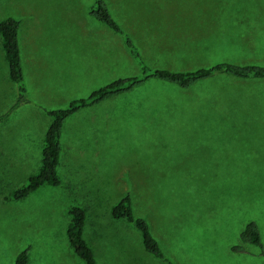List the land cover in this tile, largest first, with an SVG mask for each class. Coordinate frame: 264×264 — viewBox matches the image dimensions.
I'll return each instance as SVG.
<instances>
[{"label": "rangeland", "instance_id": "rangeland-1", "mask_svg": "<svg viewBox=\"0 0 264 264\" xmlns=\"http://www.w3.org/2000/svg\"><path fill=\"white\" fill-rule=\"evenodd\" d=\"M96 1L0 0V20L21 21L23 58L39 65L37 56L55 67L43 77L49 90H71L74 83L77 92L65 101L88 96L94 89L87 79L97 89L101 79L108 83L141 72L122 34L90 15ZM104 1L152 67L264 64V0ZM67 61L80 68L73 77L62 70ZM108 63L110 68L101 67ZM89 69L93 76H87ZM14 89L0 46V114L14 101ZM49 122L33 104L1 126L15 133L0 136V264H14L28 246L33 263L85 264L68 238L70 207L88 209L90 221L91 208L108 207L111 215L112 205L128 191L135 215L150 222L176 264H264L259 246L248 245L249 253L231 250L251 220L258 222L264 242V79L216 76L189 89L152 80L84 110L63 130L58 169L63 184L45 185L24 200L8 199L37 169ZM26 131L36 136L37 146L21 151L29 145L19 139ZM93 198H105L110 206ZM112 229L104 224V232ZM85 236L94 245L87 224ZM120 240L133 246L114 263L101 261L96 250L98 264H132L140 242Z\"/></svg>", "mask_w": 264, "mask_h": 264}, {"label": "trees", "instance_id": "trees-1", "mask_svg": "<svg viewBox=\"0 0 264 264\" xmlns=\"http://www.w3.org/2000/svg\"><path fill=\"white\" fill-rule=\"evenodd\" d=\"M89 13L99 22L106 24L115 32L122 34L129 52L140 65L141 72L137 75L116 78L95 89L88 96L75 98L65 106L54 108L40 106L32 100L29 94L20 43L21 21L14 16H8L0 20V46L8 65L9 80L14 84L15 88L14 101L12 100L8 109L0 114V136L6 137L7 132L15 133L14 130L1 126L10 114L18 110L23 111L29 105H38L50 117L49 125L39 145L40 161L37 169L25 181L10 191L7 196L8 199L24 200L45 185L59 187L63 184L58 170L63 150V130L69 117L80 111L101 106L121 95L132 93L152 80L164 81L189 89L202 80L216 76L244 80L264 79V64L260 63L221 61L208 67L202 66L196 69L185 70L152 67L145 61L134 39L126 33L104 0H97ZM19 139L29 141V145L24 143V148L21 151H30L33 146L32 144L37 146V138L32 132L26 131L22 133L19 135ZM10 141H13L12 138H10ZM69 212L72 215L67 227L70 245L76 255L85 264H98L94 250L85 236L87 209L76 204L70 207ZM110 212L113 218L126 221L140 233L146 250L156 259L165 264H176L164 251L159 239L153 234L150 222L144 217L135 215L132 193L130 191L125 193V195L112 205ZM248 245L259 246L261 248L260 254L264 255V242L261 229L255 220H251L246 224L241 232V243L233 245L231 250L234 253H249ZM29 258L30 246L23 249L17 255L14 264H28Z\"/></svg>", "mask_w": 264, "mask_h": 264}, {"label": "crops", "instance_id": "crops-1", "mask_svg": "<svg viewBox=\"0 0 264 264\" xmlns=\"http://www.w3.org/2000/svg\"><path fill=\"white\" fill-rule=\"evenodd\" d=\"M32 57L33 56H31V58ZM36 59L42 65L41 64H39V65L32 64L30 62V59L26 60L25 55L23 58V64H24V71H25L26 81H27V85H28V90L36 99H38L40 101V106L42 105V106L47 107V108H54L55 106H61L58 104V102H68L69 103L70 101H72L73 99H70L69 97H67V99H66L67 101H65L64 98H65V96H70V94L73 91L77 92L76 90H72L74 83L68 86L72 91L69 89L68 90H62L60 92H55V91L49 90V86H48L47 82L43 80V77L46 74L45 71H47V70L52 71V74H54L55 67L54 66H48L47 63L42 62L37 56H36ZM70 62L67 61L66 64L62 66L64 68L62 70L67 71L68 77H73L75 74L73 69L75 68L74 70L79 71L80 68L78 65L72 64ZM101 67L104 69L110 68V64L108 63L105 67H103V66H101ZM72 71H73V75L71 76ZM86 72L88 74L87 76H90V75L93 76L94 75V70H92V69L86 70ZM75 79L77 80V82H76L77 83L76 88H77V85L80 84L79 75H76ZM86 79L87 78L84 79L83 85L87 84L85 82ZM87 80H89L88 86L90 87L92 85L93 86L92 88L95 90L96 89V88H94V82L95 81L93 80V78H90ZM95 80H98V79L95 78ZM102 81H103L102 79L97 81V82H101L100 83L101 85H98L99 87L107 84V83L102 82ZM95 85H97V84H95ZM99 87H97V88H99ZM40 90H41V94H40ZM45 93H47L48 95H45ZM38 94H40V95L38 96ZM59 100H61V101H59ZM81 112L82 111L76 113L75 115H77ZM75 115H73V116H75ZM71 117H69V118H71ZM96 199H101V198H93L91 201H94ZM102 201H103V204L110 206L109 202H107L105 198H103ZM88 212L90 215V221L88 220L86 224H87V227L91 228V233L93 235L92 242L94 244V245H92V244H90V245L92 246V248L94 250L95 256L97 255L96 250H98L99 253L103 256V258H100L101 261H104L103 259H105L106 261L112 260V262L114 263V260H115L114 258L116 256L117 257L122 256L121 251L125 250L126 247H128V246L132 247L133 245H123L124 242L122 240H120V238L125 237L128 244H132V243L135 244L136 243L135 239L139 240V242H140L139 243L140 246L138 248V249H140L139 252H137L133 256V258H130V260L132 259V261H131L132 264H152V263L160 264V261L158 259H156L152 254H150L146 250V248L143 244L141 235H139L138 237L135 236V234H137V232L135 231L136 229H134V227H132L131 225H128L126 223V221L121 220V219H115L111 215H109V208L108 207H103V210L98 209L97 207L96 208L94 207V208H91ZM99 221H101V222H99ZM104 224L105 225H111L113 229L107 230V232H104ZM117 227H119L121 229H117ZM153 234L155 236H157L155 232H153ZM100 239H101V241H100ZM72 256H74V255L72 254ZM45 263L46 262H42V263L35 262V263H33L31 258H29L28 264H45ZM72 263L73 264H79V262H76V260H74V261L71 260L70 264H72Z\"/></svg>", "mask_w": 264, "mask_h": 264}]
</instances>
